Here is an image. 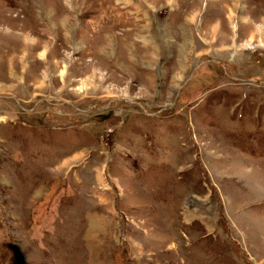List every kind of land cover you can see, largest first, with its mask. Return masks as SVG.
<instances>
[{"label": "rangeland", "instance_id": "rangeland-1", "mask_svg": "<svg viewBox=\"0 0 264 264\" xmlns=\"http://www.w3.org/2000/svg\"><path fill=\"white\" fill-rule=\"evenodd\" d=\"M0 264H264V0H0Z\"/></svg>", "mask_w": 264, "mask_h": 264}, {"label": "water", "instance_id": "water-1", "mask_svg": "<svg viewBox=\"0 0 264 264\" xmlns=\"http://www.w3.org/2000/svg\"><path fill=\"white\" fill-rule=\"evenodd\" d=\"M132 102H134V101H132Z\"/></svg>", "mask_w": 264, "mask_h": 264}]
</instances>
